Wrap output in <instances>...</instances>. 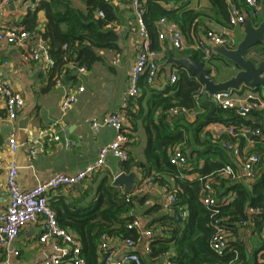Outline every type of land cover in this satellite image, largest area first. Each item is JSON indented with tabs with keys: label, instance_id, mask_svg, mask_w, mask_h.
I'll return each mask as SVG.
<instances>
[{
	"label": "trees",
	"instance_id": "16d2710c",
	"mask_svg": "<svg viewBox=\"0 0 264 264\" xmlns=\"http://www.w3.org/2000/svg\"><path fill=\"white\" fill-rule=\"evenodd\" d=\"M168 1L144 0V19L153 49L159 50L157 21L161 17L176 21L189 42L199 40L197 35L203 28L200 22L203 17L222 24L228 22L227 0H209V11L190 8L188 1L177 8H167L164 3ZM231 1L249 12L242 0ZM76 2L82 3V6ZM39 10L44 12L45 17L41 37L53 60V67L49 69L50 79L62 71L71 74L73 69L80 67L90 69L94 62L101 60L96 48L121 50V18L115 0H41L37 9L24 16L22 23L26 29H36ZM99 11L103 16L98 14ZM253 21L257 24L261 20L253 18ZM260 47L261 54H264V43ZM182 53L191 54L197 62L204 61V54L198 49H185ZM213 58L221 57L213 55ZM149 87L145 75H141V92L127 100L123 107L132 130L134 119L144 114L142 117L148 137L145 149L147 163L135 161L129 154V158L122 161V166L127 172L133 169L140 171L142 179L148 177L159 185H168L176 195V202L172 205L174 215L159 214L162 206L158 203L147 207L146 214L157 215L149 223L153 236L148 251H137L142 264H164L165 259L168 264H264V112L251 110L246 116H240L233 108L216 106L213 117L205 120L208 107L202 104V100L197 105L195 99L201 84L183 68H179L176 81L164 91ZM146 91H150L151 97L144 112L141 101ZM134 101L139 105L136 112L132 109ZM173 106L188 110L200 107L204 111L197 113L193 121H188L184 114L172 116L167 113ZM211 122L237 127L247 125L260 130L259 136H250L253 147L249 152L259 156L252 177L233 179L220 173V169L227 164L236 166V159L223 142L240 143L245 138L232 137L227 133L212 136L204 131ZM127 137L130 139V133ZM176 147L187 158L186 167L171 163L170 157ZM192 172H197L199 176L194 179L184 177ZM169 178L173 179V184ZM206 181L211 184L216 200V205L212 207L206 206L201 199ZM125 194L112 184V176L106 174L97 182L96 195L89 201H85L86 192L79 197L60 193L49 196V206L54 210L59 225L79 239L86 264H104L99 249L103 233L133 240L141 236L139 229L128 227L135 219L131 210L138 195L126 200ZM146 199L147 194H142L139 201L144 203ZM181 208L187 213L185 217L180 215ZM249 208L257 211L250 214ZM214 220H219L218 223L230 234L228 247L221 255L210 247V240L216 231ZM243 221H247L245 225Z\"/></svg>",
	"mask_w": 264,
	"mask_h": 264
},
{
	"label": "crops",
	"instance_id": "0c3cea01",
	"mask_svg": "<svg viewBox=\"0 0 264 264\" xmlns=\"http://www.w3.org/2000/svg\"><path fill=\"white\" fill-rule=\"evenodd\" d=\"M188 2V7L190 8L199 11H209V0H189ZM259 3L260 9L257 19L261 18L262 20L264 19V0H259ZM76 4L82 6L80 2H76ZM115 4L119 8L121 18L119 23V31L122 34L119 44L121 50L96 48L95 51L101 57V60L94 62L90 69H85L82 72L78 71V69H73L71 74L62 71L60 75L50 79L49 69L42 61H37L29 65L25 64L21 61L17 49L5 47L0 44V58H6L9 62L8 66L3 69V75L22 94L24 99L22 110L18 113L17 118L9 122L4 111L3 98L0 97V165L2 166L0 170V213L5 210L8 202L9 194L5 181V167L11 160H14L19 166L17 176L19 185L27 189L55 172L72 173L83 169L96 159L98 149L101 145L114 139L116 135L115 129L102 127L93 131L90 127L89 119L92 115L99 116L104 113L119 111L123 109L125 103L123 98L124 91L135 57L130 42L131 34L129 32L132 25V14L122 0H115ZM21 8L22 5L20 3H10L3 11L4 15L0 17V24L24 27L22 20L27 13L22 14ZM44 22V12L39 10L37 12L36 28L42 31ZM200 22L202 23L201 27H203L201 28L202 30L205 27L229 29L237 43L242 39L245 32L244 24L231 26L228 22L222 24L206 17H203ZM202 30L198 31L197 38L201 41L203 40L204 44L211 48L212 45L205 39L204 31ZM183 38L185 45L183 49L173 47L167 40H159V69L155 83L149 87L150 89L164 91L171 84L169 82L171 72L175 71L177 76L179 75L178 67L174 65L163 67L160 65L167 60L170 51H172L173 56L176 58L191 55L183 54L182 52L185 49H193L191 46H194L198 40L194 39V42H189L184 36ZM260 48V44L251 48L249 52L252 51L250 52L252 56H249L248 52L247 57L252 58L255 62L264 59V54H261ZM213 55L215 54H211L208 58L204 57L203 61L205 66L211 69L212 75H214L213 66L219 63L234 66L232 63L224 61L221 58H213ZM69 68L72 69V66L70 65ZM183 70L188 75H191L188 70ZM237 71L238 69L234 73H230V75L220 79L214 78L216 81H222L228 79ZM195 79L197 78L195 77ZM57 82L61 84L58 85ZM80 86L83 87V91L78 94V99L75 104L67 111L61 110L59 103L63 95L76 90ZM201 87L203 86L201 85ZM241 88L250 89L248 87ZM256 92L264 96L261 90H257ZM170 93L172 92L168 94ZM150 97V91H146L144 96H142L141 103L144 112L147 110V100ZM138 108L139 105L134 101L133 111L136 112ZM208 109L209 107L207 111ZM191 111H195V113L184 114L188 121H193L196 114L204 111V109L196 107L195 109H191ZM143 115L134 119V130L130 128L131 122L124 115V126L126 131L130 133L128 143L129 154L132 155L135 161L146 164L145 149L147 147L148 137L145 121L142 117ZM157 115L158 113L156 111L154 113L155 120ZM219 124L221 123L211 122L206 125L204 131L210 132L212 136H218L221 134ZM47 128H51L49 130L51 132L44 137L39 136V131ZM11 132L15 134L19 143V147L13 153L8 149V138ZM53 134L59 137L58 140H48ZM236 143L244 152H249L253 147V142L246 139L240 140V143L236 141ZM30 148L36 149L33 157L29 153ZM235 163H237L236 160ZM131 171L136 174L132 188L134 189L142 180V174L136 169ZM120 172H127L123 169L122 162L109 155L105 166L100 171L91 175L80 184L72 186V188H61L58 191L51 192L49 196L60 193L64 196L71 194L73 197H79L86 192L85 201H89L96 195L97 182L104 175L112 176L113 180V177ZM198 176L197 172H192L184 177L194 179ZM168 180L173 184L172 178ZM118 187L123 192H126L124 191L123 185ZM142 194H147L145 201H149L148 203H141L139 201ZM142 194H139L137 196L138 198H135L131 213L135 215V219H138L140 229H148L151 226L149 223L157 215L145 213L149 205L153 203L160 204L162 208L159 214H170L173 208L172 206L165 207L163 199L161 198L160 185L156 182H154V186L149 191ZM152 227L154 226L152 225ZM39 231L40 229L37 224H29L21 229L19 235L13 241V246L18 249L19 254L17 257L9 255L13 264H41L43 258L50 251V247L48 245H42L37 241ZM262 233L264 236V230ZM136 250L138 252H146L142 244ZM4 259L5 255L0 251V262Z\"/></svg>",
	"mask_w": 264,
	"mask_h": 264
},
{
	"label": "built area",
	"instance_id": "2783aa9c",
	"mask_svg": "<svg viewBox=\"0 0 264 264\" xmlns=\"http://www.w3.org/2000/svg\"><path fill=\"white\" fill-rule=\"evenodd\" d=\"M41 0H0V17L4 15V10L10 3H20L22 5L21 13L26 14L29 11L37 9ZM130 13L132 14V25L130 29V42L133 47L135 57L127 78V85L124 91V106L127 100L139 94V80L141 75H145V81L149 86H153L157 77L160 53L159 50L153 49L147 33V27L144 19V0H122ZM189 0H179L178 2L169 0L164 3L167 8H177L182 2ZM243 4L249 8V12L243 10L238 3L228 0L229 16L228 23L231 26L242 25L245 23V15L251 19H256L259 15L260 3L258 0H242ZM103 16L101 11L98 12ZM158 39L167 40L177 49L185 48L184 38L176 21L161 17L157 21ZM205 39L212 46H223L233 49L237 45L233 34L229 29H215L207 27L204 32ZM0 44L5 47L18 50L21 61L25 64H32L42 61L48 69L53 67V60L49 55L48 47L41 37L39 29H26L17 25L0 24ZM203 52L204 57L208 58L212 54L209 46H206L203 40H198L195 45L191 46ZM6 58H0V97L3 98L4 111L9 122L17 118L18 113L22 110L24 99L22 94L16 90L12 84L4 77L3 69L8 66ZM85 68L80 67L78 71L82 72ZM264 75V73H263ZM177 79V73L171 72L169 82L174 83ZM57 84H61L57 82ZM83 91V87H78L72 92H68L60 100L59 107L63 111L70 109L78 99V94ZM207 94L201 87L195 94L196 104ZM216 106L221 108H233L240 116H246L251 110L264 112V96L257 94L252 89L225 90L208 95ZM123 106V107H124ZM172 116L180 114H194L181 106H173L167 110ZM90 127L96 131L102 127H108L116 130L114 139L100 146L96 159L83 169L72 173L55 172L46 179L38 181L30 188H22L18 181L19 166L14 160H11L5 167V181L8 190V202L5 210L0 213V251L4 253L5 259L0 264H13L9 255L17 257L18 249L13 246V241L19 235L21 229L29 224L39 226L37 241L42 245H48L50 251L43 258L41 264H86L84 257L81 255V244L79 239L61 227L57 221L54 210L49 206V195L51 192L61 188H68L80 184L91 175L100 171L106 164L109 155L119 161H125L129 158L127 131L124 128V112L119 111L104 113L102 115H92L89 119ZM221 133H227L232 137H244L248 141L251 135L259 136L258 128L252 129L247 125L235 126L233 124H219ZM51 130L47 128L39 131V136H46ZM57 135H51L48 140H58ZM223 146L228 149L236 159V166L227 164L220 169L223 176L233 179H248L255 173V168L259 162V156L253 152H244L236 142L226 140ZM19 143L13 132L8 138V149L15 152ZM31 157L36 153L35 148H30ZM170 161L181 167L188 165L187 158L181 150L176 147L170 157ZM2 166L0 165V170ZM154 186L150 178L142 179L138 185L130 192H126L125 198L133 195L145 193ZM161 198L165 207H170L176 202V195L168 185H160ZM202 202L212 207L216 205V200L212 194V188L209 181L203 185ZM148 203L149 201H145ZM257 209L249 208L248 212L254 213ZM186 211L181 208V217L186 216ZM220 220V219H219ZM214 220L215 234L210 240V247L217 254L221 255L228 247L230 234L228 230ZM247 221H243L245 225ZM129 228H136L140 231V237L133 240L132 238H119L115 235L103 233L100 236L99 249L103 256L104 264H142L141 258L137 253V247L143 245L144 250L148 251L149 243L153 236V230L140 229L138 219H134L128 224ZM167 259L164 264H168ZM226 264H233L228 262Z\"/></svg>",
	"mask_w": 264,
	"mask_h": 264
},
{
	"label": "water",
	"instance_id": "95a60500",
	"mask_svg": "<svg viewBox=\"0 0 264 264\" xmlns=\"http://www.w3.org/2000/svg\"><path fill=\"white\" fill-rule=\"evenodd\" d=\"M245 32L242 39L233 49L223 46H212V54L218 55L224 61L232 63L238 71L228 79L216 81L212 75L211 69L205 66L203 61H195L191 55L176 58L172 51L169 52L167 60L160 66L166 67L174 65L178 68L188 70L191 75L195 76L203 86L207 94L202 99V104L209 109L205 115V120L213 117L216 109L215 103L209 99L208 95L225 90H238L241 87H248L252 90L259 89L264 94V59L255 62L252 58L247 57V53L254 46L264 43V19L259 23L245 15ZM77 72V70H75ZM135 172H120L113 177L114 186H124V191L130 192L135 181ZM174 215V210L170 211Z\"/></svg>",
	"mask_w": 264,
	"mask_h": 264
},
{
	"label": "rangeland",
	"instance_id": "374dc122",
	"mask_svg": "<svg viewBox=\"0 0 264 264\" xmlns=\"http://www.w3.org/2000/svg\"><path fill=\"white\" fill-rule=\"evenodd\" d=\"M257 20H261V18H258ZM250 52H249V56H252ZM208 60H205V61H208ZM212 69H213V74H214L213 76L218 79L228 76L230 75V73H234L237 70V68H235L234 66H230V64H226V63H219L216 66H213Z\"/></svg>",
	"mask_w": 264,
	"mask_h": 264
}]
</instances>
